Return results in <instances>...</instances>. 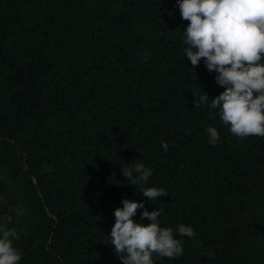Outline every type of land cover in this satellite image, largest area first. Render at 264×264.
<instances>
[{
    "label": "trees",
    "instance_id": "1",
    "mask_svg": "<svg viewBox=\"0 0 264 264\" xmlns=\"http://www.w3.org/2000/svg\"><path fill=\"white\" fill-rule=\"evenodd\" d=\"M186 27L176 0H0V224L20 264H122L109 236L124 199L196 233L156 264H264V138L195 108L224 89L187 61ZM135 160L153 170L136 187L121 173Z\"/></svg>",
    "mask_w": 264,
    "mask_h": 264
},
{
    "label": "clouds",
    "instance_id": "2",
    "mask_svg": "<svg viewBox=\"0 0 264 264\" xmlns=\"http://www.w3.org/2000/svg\"><path fill=\"white\" fill-rule=\"evenodd\" d=\"M180 16L187 22L183 43L187 61L196 69L203 61L215 82L224 90L210 99L202 90L195 108L201 104L217 110L219 119L239 139L264 138V0H176ZM142 55H147L144 53ZM211 100L209 104L208 101ZM211 116L212 113L210 112ZM208 143H220L217 128L205 129ZM166 152L169 145L162 142ZM121 169L130 183L144 185L153 175L141 160ZM148 201L167 196L164 188L142 187ZM114 211L110 246L122 264H156V257L175 259L183 255V241L196 236L191 226L162 227L158 219L163 209L148 211L143 202L124 199ZM140 221L136 220L137 213ZM148 223H143V220ZM15 228L0 224V264H20L22 253L14 246ZM198 244L199 242L196 241Z\"/></svg>",
    "mask_w": 264,
    "mask_h": 264
},
{
    "label": "rangeland",
    "instance_id": "3",
    "mask_svg": "<svg viewBox=\"0 0 264 264\" xmlns=\"http://www.w3.org/2000/svg\"><path fill=\"white\" fill-rule=\"evenodd\" d=\"M10 201H12V202H15V199H13V198H10L9 199ZM0 203H7V202H5V201H2V200H0ZM14 207V206H13ZM15 208V207H14ZM10 211H11V209H9V213L8 212H4L5 214H3V216H4V222L6 223L7 221H8V219L10 218Z\"/></svg>",
    "mask_w": 264,
    "mask_h": 264
}]
</instances>
